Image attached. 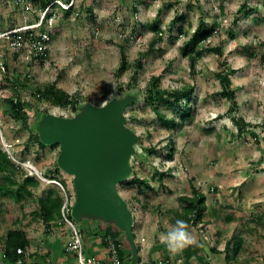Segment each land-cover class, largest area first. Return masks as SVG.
<instances>
[{"label": "rangeland", "instance_id": "rangeland-1", "mask_svg": "<svg viewBox=\"0 0 264 264\" xmlns=\"http://www.w3.org/2000/svg\"><path fill=\"white\" fill-rule=\"evenodd\" d=\"M243 2L82 0L75 12L57 19L56 36L42 62L31 61L26 53L1 43L0 148L15 163L21 158L30 166H20L14 175L16 181L21 182L28 174L41 184L33 190V197L19 203L0 195V240H5L8 230L21 228L27 233L26 249L31 253L46 256L57 243L50 258L54 260L62 241L66 243L73 236L62 220L57 219L47 229L31 216L38 207L35 197L51 187L36 172L41 175L53 170L59 145L38 148L30 138V129L38 134L49 115H76L32 96L35 88L51 83L70 95L77 93L80 111L89 104L124 102V116L130 117L126 126L138 136L129 159L130 176L146 179L150 188L120 186L118 191L128 202L135 242L145 255L151 248L154 251L160 247L168 254L173 251L167 243L168 235L179 228V223L174 222L172 212L181 211L179 198L190 197L192 190L205 196V210L200 223L186 230L203 248H223L234 235L239 241L264 236V0H247V15L237 13ZM180 14L184 19L173 24ZM28 19L32 20V15H23L11 1L0 5V30L22 25ZM200 20L207 26L205 32L212 28L213 32L207 40L197 42L196 51H203L191 67L182 48ZM152 22L161 33L145 26ZM215 48L220 53L210 50ZM122 56L129 67L116 77ZM139 57H143L142 69L135 66ZM225 69L232 70L230 89L238 105L234 116L246 124L241 134L228 115L230 101L219 94L216 73ZM154 76L160 78L162 91L193 86L192 95L186 99L192 116L182 118L166 105L156 112L144 101ZM12 94L24 100L27 111L26 105H36L38 112L29 118L27 129L5 110V98ZM164 118H172L174 125L165 123ZM24 144H28L25 155ZM150 149L154 153H148ZM60 172L54 176L66 184L74 200L73 176ZM227 216L231 221L225 220ZM179 222L185 224V220ZM74 225L80 234L82 223L74 221Z\"/></svg>", "mask_w": 264, "mask_h": 264}, {"label": "trees", "instance_id": "trees-1", "mask_svg": "<svg viewBox=\"0 0 264 264\" xmlns=\"http://www.w3.org/2000/svg\"><path fill=\"white\" fill-rule=\"evenodd\" d=\"M7 4V3H5ZM2 5V4H1ZM247 0H244V2L239 6L237 13H244L247 15V12H244L247 8ZM73 12H75V8L67 10V11H62L58 15V20L67 18L69 15H71ZM184 19L183 15L180 14L174 18L173 24L178 23L179 21H182ZM254 21L258 22V18L254 17ZM147 28L150 30L154 31L156 34L161 33L158 26L155 23H149L145 25ZM206 24L203 22V20H200L195 31L192 33L190 38L187 40L185 43L184 47L182 48L183 50V55L188 57L190 61V66L193 67L194 64L196 63V60L199 56L202 54V49L199 48L196 51V44L199 41H205L207 40L212 32L213 28L211 30H208V32L204 31L206 28ZM204 31V32H203ZM57 29H53L52 32V38L56 36ZM211 51H215L216 53H220V50L215 48V49H210ZM17 52V51H15ZM18 54V53H16ZM48 54V52H47ZM47 57H41L38 58L41 62ZM33 59V58H32ZM31 59V61H32ZM30 61V62H31ZM121 64L120 67L115 71V76L119 77L121 74L124 73L126 68L129 66L126 63L125 56L121 57ZM142 61L143 57H139L135 61V66L138 69H142ZM230 73H232V70H227L225 69L224 71L216 73V77L219 79L220 82V87L221 91L219 92L220 95L225 96L229 101H230V106L228 108V115L230 116V120L233 123V125L236 126L239 134L243 133L245 131V122L242 118L240 117H235L234 113L238 109V105L235 99L234 91L230 89L231 86V80H230ZM133 80H135L134 75L132 76ZM6 81L10 80L9 77H6ZM160 78L158 76H154L151 78V83H149L146 94L144 97V101L148 103L150 106L153 107V109L157 112L158 108L162 105H166L169 108H173L174 111L177 114H180L182 118H188L192 116L193 109H188L187 104L188 101L186 99H189V97L193 93V86L189 85H184L181 88H177L175 90L169 91V90H164L162 91L160 89L159 85ZM15 88L17 82H14ZM118 91L122 92V86L118 87ZM107 95V92L104 93V96ZM32 96L36 99L38 102H43V101H49L51 105L62 108V109H68L71 111L73 114H78L80 112V99L79 95L77 93L74 94H68L65 92L63 89L58 88L55 83L48 84L44 87H37L35 88L34 93ZM185 102V104H183ZM5 106H6V112L10 113V117L14 120L17 121L19 120L22 122V125L24 128H29V118L34 115V113L38 112L35 108L36 105H26L29 107L28 111L26 110L25 107V102L20 98V96L17 94H12L11 96L5 98ZM130 117H125V125L129 121ZM163 119V118H162ZM165 123L167 124H172L174 125V120L172 118H164ZM30 138L33 140L37 147L40 149H45L46 145L43 143L39 135L37 134L36 131H33L30 129ZM253 135H255L253 132H251ZM138 139V136H137ZM57 144H52L49 145V147H57ZM28 152V144H24V151L23 155H25ZM148 153H154V149L148 150ZM171 157V155L169 156ZM20 162L25 161L19 159ZM20 165L18 163H15L10 156L3 151L0 148V195L2 196H7L10 199H13L15 202L19 203L25 198H31L34 195V191L40 186L39 180H37L33 175H25V177L22 179L21 182H18L14 179V175L19 172L20 170ZM54 173L58 174L60 172V168L57 166V163L55 162L53 166V170H45L41 175H43L47 179H56L54 176ZM159 176H162L163 174H158ZM60 182L63 184V187L65 188L67 194L69 197L72 198L71 194L69 193V188L64 184L62 180ZM47 185V184H46ZM51 187H48L46 190L42 192L41 195L35 197L36 198V203H37V208L31 213L32 219L33 220H39L42 223H44L45 227L47 229L50 228L52 223L56 221L57 219H60V208L62 206V196L60 193V190L58 189L57 186L53 184H49ZM138 186L142 187L145 186L147 188H150L149 183L146 179H141L140 177H137L136 175H132V177L129 176L119 184V187H124V188H129L132 186ZM124 199V198H123ZM125 200V199H124ZM180 203H182V209L180 212H172L174 217L176 218L174 222L178 223L179 221H184L185 220V225L186 229L191 227V226H196L198 223H200L202 214L205 210V196L200 192L196 190H192V195L189 196H181L179 198ZM126 203H128L125 200ZM68 219L73 222L74 220L71 218V216L68 214ZM189 217V218H188ZM227 222L231 221V217L227 216L225 219ZM122 233L119 229L117 230H111L109 228H105L104 234L101 236L102 243L105 244V239L106 237H110L113 239L119 260L122 261V251H121V243L120 241L117 240L119 235ZM133 236L135 238V233L133 232ZM239 241L235 242V250H237V244ZM5 248L7 251V254L9 257H14V252L17 248H27V233L25 230L21 228H15L8 230L6 235H5ZM137 245V244H136ZM230 245V240L226 242L225 244V249H229ZM200 244H190L187 245L184 250L183 254L185 256L189 255L190 253H195L197 254L198 251L200 250ZM138 251L140 249L139 245H137ZM235 253H233L234 255ZM36 253H30V256L34 258Z\"/></svg>", "mask_w": 264, "mask_h": 264}, {"label": "water", "instance_id": "water-1", "mask_svg": "<svg viewBox=\"0 0 264 264\" xmlns=\"http://www.w3.org/2000/svg\"><path fill=\"white\" fill-rule=\"evenodd\" d=\"M124 110V102L110 101L89 104L74 117L49 115L38 135L46 145H59L57 166L73 176L71 218L77 223L83 217L114 222L137 264L133 214L118 191L130 174L129 159L137 142V135L125 125Z\"/></svg>", "mask_w": 264, "mask_h": 264}, {"label": "built area", "instance_id": "built-area-1", "mask_svg": "<svg viewBox=\"0 0 264 264\" xmlns=\"http://www.w3.org/2000/svg\"><path fill=\"white\" fill-rule=\"evenodd\" d=\"M11 1L16 8L23 14H31L32 20L25 21L6 30H0V44L10 47L17 52H24L29 59L45 57L52 41V32L56 26L58 15L62 11L75 8L82 0H0V5ZM10 156V155H9ZM20 166L26 165L25 162H16ZM37 177L44 183H51L60 190L63 202L60 208V219L64 221L73 233L72 238L64 245L66 253H73L75 264H122L119 260L114 242L110 237H106L105 245L108 257L101 261L92 254H86L83 248L81 235L75 228L72 221L68 219L71 213L73 199L68 196L63 184L57 179H46L36 172ZM163 259L157 258L153 261H146L144 264H163ZM0 264H35L34 258L26 248H17L14 257H9L5 248L4 241L0 240Z\"/></svg>", "mask_w": 264, "mask_h": 264}, {"label": "crops", "instance_id": "crops-1", "mask_svg": "<svg viewBox=\"0 0 264 264\" xmlns=\"http://www.w3.org/2000/svg\"><path fill=\"white\" fill-rule=\"evenodd\" d=\"M85 218V217H83ZM79 223H82L83 228L81 229V239L83 241V248L86 254H92L98 257L101 261H105L108 257L106 245L102 243L101 236L105 232V228L111 230H118L114 222L104 221L101 219L84 220L81 219ZM120 230V229H119ZM121 231V230H120ZM210 236V234H209ZM264 236L257 239V236L243 238L241 241L234 235L230 239L229 249L223 248H211L206 249L200 244V250L197 254L190 253L185 256L183 250L186 247L180 248L179 250L170 251V254L163 253L159 248L153 251V248L145 255L142 249L138 251L139 262L138 264H144L146 261H153L157 258H162L163 264H264ZM211 239V236H210ZM121 243L122 251V264H133L131 261L132 253L131 247L122 232L117 238ZM69 241V240H68ZM113 241V240H112ZM229 240L225 241L226 242ZM237 244V250L234 252L235 242ZM55 243V242H54ZM62 241V248L60 252H57L59 256L56 259H50L53 254V244L49 249L48 255L37 253L34 256L35 264H75V258L73 253H66ZM195 244V243H194ZM199 244V243H196ZM31 253V252H30ZM233 253H235L233 255ZM46 254V253H45Z\"/></svg>", "mask_w": 264, "mask_h": 264}, {"label": "clouds", "instance_id": "clouds-1", "mask_svg": "<svg viewBox=\"0 0 264 264\" xmlns=\"http://www.w3.org/2000/svg\"><path fill=\"white\" fill-rule=\"evenodd\" d=\"M41 176L44 177L43 175ZM178 223H179V228L176 231L170 232L168 235L167 243L170 249L172 250H179L180 248H183L187 245L196 243V241L193 239L190 233L186 230V225L183 222H178Z\"/></svg>", "mask_w": 264, "mask_h": 264}]
</instances>
